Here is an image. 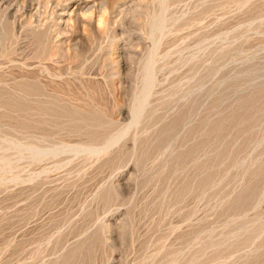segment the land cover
<instances>
[{"label":"rangeland","instance_id":"374dc122","mask_svg":"<svg viewBox=\"0 0 264 264\" xmlns=\"http://www.w3.org/2000/svg\"><path fill=\"white\" fill-rule=\"evenodd\" d=\"M0 264H264V0H0Z\"/></svg>","mask_w":264,"mask_h":264},{"label":"bare ground","instance_id":"6f19581e","mask_svg":"<svg viewBox=\"0 0 264 264\" xmlns=\"http://www.w3.org/2000/svg\"><path fill=\"white\" fill-rule=\"evenodd\" d=\"M32 4V3H31ZM150 56H152V55H150ZM150 61V60H149ZM146 64V63H145ZM150 64V63H149ZM146 65H148V64H146ZM150 69V68H149ZM148 70V69H147ZM150 76V75H149ZM146 78V77H145ZM149 78V77H148ZM110 141H111V139H110ZM106 144V143H105ZM102 147V146H101ZM100 148V147H99ZM102 148H104V147H102Z\"/></svg>","mask_w":264,"mask_h":264}]
</instances>
